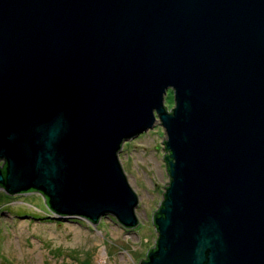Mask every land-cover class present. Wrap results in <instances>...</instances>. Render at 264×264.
Here are the masks:
<instances>
[{"label":"water","instance_id":"95a60500","mask_svg":"<svg viewBox=\"0 0 264 264\" xmlns=\"http://www.w3.org/2000/svg\"><path fill=\"white\" fill-rule=\"evenodd\" d=\"M156 120L170 179L139 264H264V0H0L7 194L134 227L117 152Z\"/></svg>","mask_w":264,"mask_h":264},{"label":"rangeland","instance_id":"374dc122","mask_svg":"<svg viewBox=\"0 0 264 264\" xmlns=\"http://www.w3.org/2000/svg\"><path fill=\"white\" fill-rule=\"evenodd\" d=\"M172 93L168 89L164 97L168 109L174 106ZM162 139L166 134L156 120L123 141L117 152L138 198L134 227L123 226L113 214L102 215L95 224L81 217L59 219L37 191L7 194L0 187V264H139L155 245L152 214L170 179Z\"/></svg>","mask_w":264,"mask_h":264},{"label":"flooded vegetation","instance_id":"af4514ba","mask_svg":"<svg viewBox=\"0 0 264 264\" xmlns=\"http://www.w3.org/2000/svg\"><path fill=\"white\" fill-rule=\"evenodd\" d=\"M27 192H36V191H34V190H28V191L21 192V193H27Z\"/></svg>","mask_w":264,"mask_h":264},{"label":"bare ground","instance_id":"6f19581e","mask_svg":"<svg viewBox=\"0 0 264 264\" xmlns=\"http://www.w3.org/2000/svg\"><path fill=\"white\" fill-rule=\"evenodd\" d=\"M166 100H167V102H168V101H169V102L171 101L170 97H167ZM165 106H166V105H165Z\"/></svg>","mask_w":264,"mask_h":264}]
</instances>
